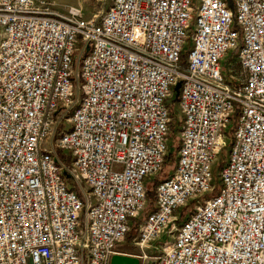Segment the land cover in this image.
Wrapping results in <instances>:
<instances>
[{"label":"built area","instance_id":"obj_1","mask_svg":"<svg viewBox=\"0 0 264 264\" xmlns=\"http://www.w3.org/2000/svg\"><path fill=\"white\" fill-rule=\"evenodd\" d=\"M117 253L264 264V0H0V264Z\"/></svg>","mask_w":264,"mask_h":264},{"label":"rangeland","instance_id":"obj_2","mask_svg":"<svg viewBox=\"0 0 264 264\" xmlns=\"http://www.w3.org/2000/svg\"><path fill=\"white\" fill-rule=\"evenodd\" d=\"M39 2H44L45 4H47L48 6H50L51 8H54V10H56L57 12H68L71 8H75L77 10H79L82 15L85 18H92L94 16H102V14L105 12L106 9L109 8V6L112 3V0H37ZM175 121H174V138H175V143L176 146L179 145V137H178V132H176L177 130V126L179 125V119L176 120L177 118L181 119V115L179 112V109L177 108V106H175ZM228 155V151L225 149L224 151V155L223 158L221 159L224 160L227 158ZM174 167V160L172 162H170L169 164H167L164 167V170L158 175V177L161 179H163L164 177H166L171 170ZM156 179V178H155ZM154 179V180H155ZM150 181L148 184V187L153 183V181ZM148 208L147 210L144 212V216L147 214L148 210H149V206H150V199H149V203H148ZM137 231V228H136ZM134 240V239H133ZM133 240L132 241H128L127 238V242H125V244H122L119 248L120 251L122 252H126V253H132V254H136V253H140L141 249L133 246ZM157 244V243H156ZM156 244L151 245L149 248H147L145 251L148 254V256L154 252H156ZM142 264H153L149 259L145 258L144 259V263Z\"/></svg>","mask_w":264,"mask_h":264},{"label":"trees","instance_id":"obj_3","mask_svg":"<svg viewBox=\"0 0 264 264\" xmlns=\"http://www.w3.org/2000/svg\"><path fill=\"white\" fill-rule=\"evenodd\" d=\"M176 101H177L176 96H174L172 102L175 103ZM175 115L176 114L174 113V116ZM176 120H178L177 117H176ZM174 158H175V153H172V155L170 156V159L167 162V164H169L170 162H172L174 160ZM159 181H160V178L157 176L156 179L153 181V183L148 187V193H149V199H150V206L149 207H152V204L154 202V199H155V186H156V184ZM137 224H138V221L136 220L134 222V226H133L131 232L128 235V241L129 242L132 241L137 236V231H136Z\"/></svg>","mask_w":264,"mask_h":264},{"label":"water","instance_id":"obj_4","mask_svg":"<svg viewBox=\"0 0 264 264\" xmlns=\"http://www.w3.org/2000/svg\"><path fill=\"white\" fill-rule=\"evenodd\" d=\"M181 82L175 86L176 97L179 94ZM111 264H141V260L132 255L117 253L112 257Z\"/></svg>","mask_w":264,"mask_h":264}]
</instances>
